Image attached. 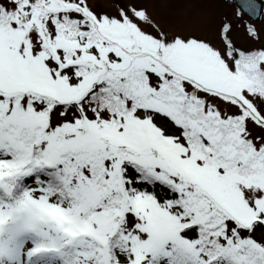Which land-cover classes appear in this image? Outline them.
Here are the masks:
<instances>
[{"label":"snow or ice","instance_id":"1","mask_svg":"<svg viewBox=\"0 0 264 264\" xmlns=\"http://www.w3.org/2000/svg\"><path fill=\"white\" fill-rule=\"evenodd\" d=\"M0 0V264H264V0Z\"/></svg>","mask_w":264,"mask_h":264},{"label":"rangeland","instance_id":"2","mask_svg":"<svg viewBox=\"0 0 264 264\" xmlns=\"http://www.w3.org/2000/svg\"><path fill=\"white\" fill-rule=\"evenodd\" d=\"M226 7H228L233 13L236 11L237 7L234 3L227 4Z\"/></svg>","mask_w":264,"mask_h":264},{"label":"water","instance_id":"3","mask_svg":"<svg viewBox=\"0 0 264 264\" xmlns=\"http://www.w3.org/2000/svg\"><path fill=\"white\" fill-rule=\"evenodd\" d=\"M234 3H236L238 6H240V0H232Z\"/></svg>","mask_w":264,"mask_h":264}]
</instances>
